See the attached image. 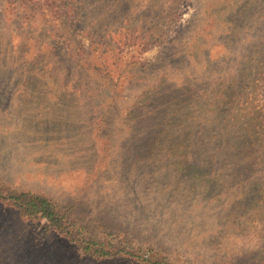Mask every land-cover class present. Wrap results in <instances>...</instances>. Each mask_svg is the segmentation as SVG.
I'll list each match as a JSON object with an SVG mask.
<instances>
[{
    "label": "rangeland",
    "instance_id": "obj_1",
    "mask_svg": "<svg viewBox=\"0 0 264 264\" xmlns=\"http://www.w3.org/2000/svg\"><path fill=\"white\" fill-rule=\"evenodd\" d=\"M0 180L96 242L264 264V0H0ZM45 225L0 202V264H133Z\"/></svg>",
    "mask_w": 264,
    "mask_h": 264
},
{
    "label": "trees",
    "instance_id": "obj_2",
    "mask_svg": "<svg viewBox=\"0 0 264 264\" xmlns=\"http://www.w3.org/2000/svg\"><path fill=\"white\" fill-rule=\"evenodd\" d=\"M133 32H128L129 39L136 38L133 37ZM159 38H163V35L159 34L153 41H142L140 50L145 51L151 45L159 43ZM131 44H135L134 41H131ZM0 202L13 207L22 218L33 221L44 220L46 231H54L75 243L83 256L98 260L116 258L133 264H169L165 257L158 256L152 248L144 253L134 252L120 244L100 243L84 237L82 232L69 221L67 211L43 194L18 190L0 180Z\"/></svg>",
    "mask_w": 264,
    "mask_h": 264
}]
</instances>
